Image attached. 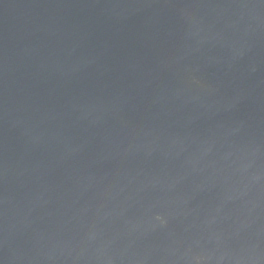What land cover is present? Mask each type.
Here are the masks:
<instances>
[{
    "label": "water",
    "instance_id": "water-1",
    "mask_svg": "<svg viewBox=\"0 0 264 264\" xmlns=\"http://www.w3.org/2000/svg\"><path fill=\"white\" fill-rule=\"evenodd\" d=\"M0 264H264V0H0Z\"/></svg>",
    "mask_w": 264,
    "mask_h": 264
}]
</instances>
